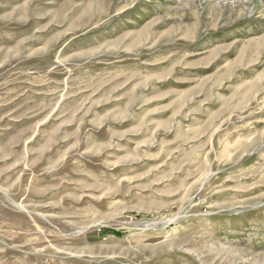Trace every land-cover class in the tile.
Here are the masks:
<instances>
[{
	"label": "rangeland",
	"instance_id": "rangeland-1",
	"mask_svg": "<svg viewBox=\"0 0 264 264\" xmlns=\"http://www.w3.org/2000/svg\"><path fill=\"white\" fill-rule=\"evenodd\" d=\"M0 264H264V0H0Z\"/></svg>",
	"mask_w": 264,
	"mask_h": 264
}]
</instances>
